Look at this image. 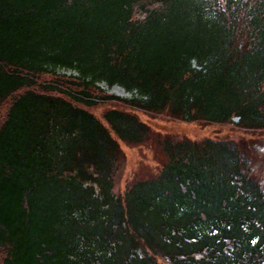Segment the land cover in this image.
Instances as JSON below:
<instances>
[{
  "label": "trees",
  "instance_id": "obj_1",
  "mask_svg": "<svg viewBox=\"0 0 264 264\" xmlns=\"http://www.w3.org/2000/svg\"><path fill=\"white\" fill-rule=\"evenodd\" d=\"M204 126L264 131V0H0V264H264L261 143Z\"/></svg>",
  "mask_w": 264,
  "mask_h": 264
},
{
  "label": "rangeland",
  "instance_id": "obj_2",
  "mask_svg": "<svg viewBox=\"0 0 264 264\" xmlns=\"http://www.w3.org/2000/svg\"><path fill=\"white\" fill-rule=\"evenodd\" d=\"M70 73L69 70L65 71ZM102 86L108 88L105 83ZM109 92L115 93L123 97H132L133 92L127 91L120 85H114L108 88ZM157 123H165L168 125L169 121L157 120ZM168 123V124H167ZM154 130H152L153 132ZM161 131H164L163 129ZM180 131L185 132L188 136H195L198 133L209 134L216 138L240 140L242 138L255 139L259 141L257 148L261 152H264V131L257 132H245L243 130H236L233 127L227 126H204L203 129L181 128ZM148 141L128 144L125 141H121V146L125 153V165L123 172L119 175L117 183L115 184V191H124L126 185L133 179H144L151 177L157 173L167 161L166 154L163 151L162 144L156 140L154 134L150 133ZM164 264H171L167 260H163Z\"/></svg>",
  "mask_w": 264,
  "mask_h": 264
}]
</instances>
